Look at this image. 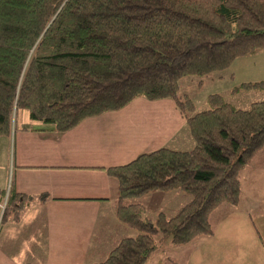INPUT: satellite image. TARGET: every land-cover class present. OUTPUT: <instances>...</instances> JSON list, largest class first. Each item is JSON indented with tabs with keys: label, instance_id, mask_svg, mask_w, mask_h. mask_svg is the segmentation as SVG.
Instances as JSON below:
<instances>
[{
	"label": "trees",
	"instance_id": "obj_1",
	"mask_svg": "<svg viewBox=\"0 0 264 264\" xmlns=\"http://www.w3.org/2000/svg\"><path fill=\"white\" fill-rule=\"evenodd\" d=\"M262 49L264 0H0V136L14 129L19 109L29 119L21 129L61 133L136 97L174 100L194 146L107 169L117 181L116 216L137 235L98 264H146L158 238L179 246L210 234V213L238 203L239 172L264 146V99L240 108L210 93L196 111L180 80L195 76L200 86ZM242 90L264 91V79L230 92ZM175 189L190 199L171 217L146 218L131 201ZM31 198L0 189V222H18Z\"/></svg>",
	"mask_w": 264,
	"mask_h": 264
},
{
	"label": "crops",
	"instance_id": "obj_2",
	"mask_svg": "<svg viewBox=\"0 0 264 264\" xmlns=\"http://www.w3.org/2000/svg\"><path fill=\"white\" fill-rule=\"evenodd\" d=\"M261 54L264 49L248 56ZM212 74L210 80L236 75L232 71ZM206 79H201L202 84ZM199 80L184 77L179 89ZM208 94L199 99L196 111ZM28 121L0 136V189L32 196L18 222H0V264L104 261L122 239L137 235L116 216L117 181L107 169L162 147L186 151L194 146L185 117L171 98L136 97L119 110L86 117L61 133L21 129ZM248 164L238 175V203H220L210 213V234L179 246L158 238L146 264H264V198L245 195L250 188L264 190V183L251 181L252 175L257 180V173L250 172ZM41 195L47 198L42 200ZM169 195L172 199L165 200ZM189 199L187 193L175 189L147 193L137 203L144 211L149 208L155 215L162 212L171 217Z\"/></svg>",
	"mask_w": 264,
	"mask_h": 264
},
{
	"label": "rangeland",
	"instance_id": "obj_3",
	"mask_svg": "<svg viewBox=\"0 0 264 264\" xmlns=\"http://www.w3.org/2000/svg\"><path fill=\"white\" fill-rule=\"evenodd\" d=\"M229 71L236 73L233 79H230L229 77L224 78L223 76L220 79L216 78L214 80H210L208 76L207 77L203 76L202 79L207 78L203 84H200V86H197L198 84L196 83L188 84L186 87H182V89H180L179 92L181 94L186 93L192 99L194 106L195 105L200 106L201 102L199 101V99L203 97L204 95L208 93H212V92H219L221 94H224L226 99L229 102L233 103L234 105L240 108H247L251 102L264 99V91L242 90L237 94H232L230 92V89L234 85L239 84L240 82H243L248 79L258 80V79L264 78V55L263 54H261L260 56H255V57L254 56L239 57L233 62V64L227 70H224L221 72H214V73L225 74V73H228ZM215 75L216 74H212V77H214ZM185 108H187L186 105H185ZM202 108L203 106L200 107V109ZM24 119H28L27 111L22 110V109L17 110L16 115L14 117L15 128H16V125L20 124ZM263 151H264V147H263L262 152H260V154H257L251 162H248L249 163L248 169L252 170V171L250 170L248 171L257 173V180L252 175L250 177L251 181L264 183V152ZM263 192L264 190H257L256 188L254 189L250 188L248 192L246 190L245 195L246 197L251 198V197H254L253 195L258 194L259 196L264 198ZM188 197L190 198L189 194H188ZM164 199L167 200V199H172V198L169 195V196L164 197ZM131 201L137 202L138 198L132 199ZM162 202L163 204H165L164 201ZM152 203H155V202L153 201ZM143 215L146 218L149 216L151 219H153L157 214L155 215L151 209L147 208L146 211H143Z\"/></svg>",
	"mask_w": 264,
	"mask_h": 264
},
{
	"label": "built area",
	"instance_id": "obj_4",
	"mask_svg": "<svg viewBox=\"0 0 264 264\" xmlns=\"http://www.w3.org/2000/svg\"><path fill=\"white\" fill-rule=\"evenodd\" d=\"M2 208H3V206H2Z\"/></svg>",
	"mask_w": 264,
	"mask_h": 264
}]
</instances>
